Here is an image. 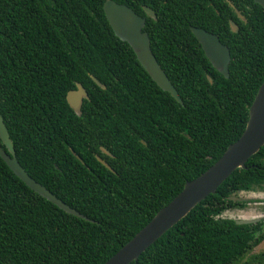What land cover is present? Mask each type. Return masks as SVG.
<instances>
[{
	"label": "trees",
	"instance_id": "1",
	"mask_svg": "<svg viewBox=\"0 0 264 264\" xmlns=\"http://www.w3.org/2000/svg\"><path fill=\"white\" fill-rule=\"evenodd\" d=\"M106 1L0 0V113L18 161L88 219L31 190L0 157V264L106 263L246 129L264 82L259 4L113 0L147 19L144 31L180 104L115 36ZM192 27L229 47V79ZM77 84L88 92L81 116L67 101ZM258 190L264 147L132 264H264V252L254 254L264 243V220L237 225L224 216L247 208L241 193Z\"/></svg>",
	"mask_w": 264,
	"mask_h": 264
},
{
	"label": "water",
	"instance_id": "2",
	"mask_svg": "<svg viewBox=\"0 0 264 264\" xmlns=\"http://www.w3.org/2000/svg\"><path fill=\"white\" fill-rule=\"evenodd\" d=\"M264 9V0H254ZM106 18L117 38L126 42L136 55V58L151 79L164 92H168L177 102L183 101L159 64L152 50L149 33L144 31L147 19L138 15L125 4H119L113 0H107L104 4ZM147 17L156 19L154 11L145 7ZM238 15H242L238 12ZM231 30L238 33L239 27L231 22ZM192 33L201 44L204 53L212 66L225 78H230L229 67L231 64L230 49L224 45L220 38L201 28L192 27ZM94 81L102 87L96 79ZM211 81V80H210ZM88 98L86 90L78 84L77 90L68 93L67 101L70 107L80 115L83 101ZM5 147V149L3 148ZM264 147V82L249 108V120L242 136L231 144L223 156L206 172L185 184L183 190L154 218L139 231L126 245L104 264H132L137 262L140 256L169 230L183 220L195 207L208 196L217 192L218 188L237 170L246 169L247 163ZM108 153L106 149H103ZM109 154V153H108ZM0 157L8 167L34 192L55 204L68 214L88 220L84 215L65 204L51 191L34 180L18 161L16 151L11 140L5 121L0 113ZM98 160L107 168L109 165L98 157ZM251 193V192H250ZM232 200L238 198L232 197ZM240 201H243L242 199ZM256 219H237V225H252L260 222Z\"/></svg>",
	"mask_w": 264,
	"mask_h": 264
},
{
	"label": "rangeland",
	"instance_id": "3",
	"mask_svg": "<svg viewBox=\"0 0 264 264\" xmlns=\"http://www.w3.org/2000/svg\"><path fill=\"white\" fill-rule=\"evenodd\" d=\"M244 201L248 202L249 205L246 209H235L228 211L224 214L225 217L231 219H256L260 218L264 220V190H258L251 193H241L239 195ZM264 252V243L255 249L254 254Z\"/></svg>",
	"mask_w": 264,
	"mask_h": 264
},
{
	"label": "flooded vegetation",
	"instance_id": "4",
	"mask_svg": "<svg viewBox=\"0 0 264 264\" xmlns=\"http://www.w3.org/2000/svg\"><path fill=\"white\" fill-rule=\"evenodd\" d=\"M232 22V21H231ZM231 26V25H230ZM221 41V40H220ZM199 42V41H198ZM228 47V46H227ZM229 48V47H228ZM203 49V48H202ZM204 51V50H203ZM208 59V58H207ZM232 61V60H231ZM77 86H78V84H77ZM84 88V87H83ZM85 89V88H84ZM75 90H77V88L75 89ZM75 90H71V91H75ZM86 90V89H85ZM71 91H69V92H71ZM68 92V93H69ZM87 92V91H86ZM87 94H88V92H87ZM67 96H68V94H67ZM85 99H87V98H85ZM85 99H84V101H85ZM84 101H83V104H84ZM70 106V105H69ZM82 108H83V105H82ZM82 108H81V112H80V115H78L72 108V110L75 112V114L77 115V116H81L82 115ZM102 152H104L103 151V148H102ZM109 153V152H108ZM108 153H105L104 152V154H106V155H108V156H110V153L108 154ZM104 161V160H103Z\"/></svg>",
	"mask_w": 264,
	"mask_h": 264
}]
</instances>
